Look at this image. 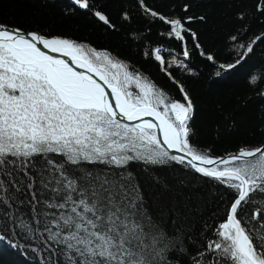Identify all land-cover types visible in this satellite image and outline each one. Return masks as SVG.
<instances>
[{
    "label": "snow or ice",
    "instance_id": "obj_1",
    "mask_svg": "<svg viewBox=\"0 0 264 264\" xmlns=\"http://www.w3.org/2000/svg\"><path fill=\"white\" fill-rule=\"evenodd\" d=\"M137 5L179 44L178 53L142 55L181 99L108 49L0 22V245L30 264H264V145L223 157L198 149L195 104L174 75L192 72L190 40L231 73L264 34L236 43L234 63L217 64L188 27L196 18ZM100 7L69 0L66 11L115 29ZM254 11L264 23V0Z\"/></svg>",
    "mask_w": 264,
    "mask_h": 264
},
{
    "label": "trees",
    "instance_id": "obj_2",
    "mask_svg": "<svg viewBox=\"0 0 264 264\" xmlns=\"http://www.w3.org/2000/svg\"><path fill=\"white\" fill-rule=\"evenodd\" d=\"M149 7L174 17L191 16L188 27L197 33L206 53L213 54L217 64L234 63L239 56L235 44L247 45L257 35L264 34V23L253 18L255 0H146ZM116 25L110 29L93 16L83 12L69 13V0H0V22L18 26L26 31L58 35L85 41L98 49H108L130 62L148 75L159 86L177 99H181L175 84L160 71V66L142 53L154 47L172 48L179 52V44L160 35L164 26L150 23L137 0H94ZM190 10L185 13L183 5ZM245 13L240 20L238 15ZM127 13L131 19L124 20ZM199 17H204L200 20ZM171 18V17H170ZM264 20V17H261ZM248 32L237 42L230 37ZM193 49L192 59L187 61L191 73L174 71L192 97L196 115L192 122L195 135L191 142L200 150H210L213 156L223 157L242 148L252 149L264 145V43L258 42L246 62L231 73H225L201 57ZM242 51V50H241ZM170 61L172 56L163 53ZM182 58V57H181ZM221 71V75L215 73ZM259 73L260 79L252 85L251 75ZM174 167H179L175 166ZM164 177L171 171L162 170ZM209 183H214L209 181ZM221 187V191H223ZM224 205L221 204V208ZM0 264H30L28 258L8 245H0Z\"/></svg>",
    "mask_w": 264,
    "mask_h": 264
},
{
    "label": "rangeland",
    "instance_id": "obj_3",
    "mask_svg": "<svg viewBox=\"0 0 264 264\" xmlns=\"http://www.w3.org/2000/svg\"><path fill=\"white\" fill-rule=\"evenodd\" d=\"M172 59V58H171ZM171 61V60H170Z\"/></svg>",
    "mask_w": 264,
    "mask_h": 264
},
{
    "label": "water",
    "instance_id": "obj_4",
    "mask_svg": "<svg viewBox=\"0 0 264 264\" xmlns=\"http://www.w3.org/2000/svg\"><path fill=\"white\" fill-rule=\"evenodd\" d=\"M8 25V24H7Z\"/></svg>",
    "mask_w": 264,
    "mask_h": 264
}]
</instances>
